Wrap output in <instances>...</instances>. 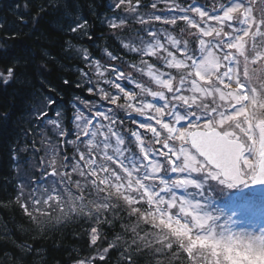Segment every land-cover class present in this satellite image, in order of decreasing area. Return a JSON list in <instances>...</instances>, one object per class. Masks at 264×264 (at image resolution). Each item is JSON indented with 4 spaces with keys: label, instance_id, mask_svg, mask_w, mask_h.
Returning a JSON list of instances; mask_svg holds the SVG:
<instances>
[{
    "label": "snow or ice",
    "instance_id": "snow-or-ice-1",
    "mask_svg": "<svg viewBox=\"0 0 264 264\" xmlns=\"http://www.w3.org/2000/svg\"><path fill=\"white\" fill-rule=\"evenodd\" d=\"M64 7L76 12L65 13L67 31L91 40L79 5ZM109 9L101 22L129 59L105 48L101 62L84 50L78 71L96 99L73 105L69 129L60 111L49 116L56 100L47 97L35 113L51 126L40 137L47 149L18 182L16 202L37 224L53 213L91 224L95 253L74 264H108L111 250L122 264H137V253L169 264H264V226L237 230L212 203L218 192L264 185V0H110ZM130 24L139 25L133 37H121ZM14 76L15 67L0 73L4 84ZM117 210L128 222L104 247L100 225L114 227Z\"/></svg>",
    "mask_w": 264,
    "mask_h": 264
},
{
    "label": "trees",
    "instance_id": "trees-1",
    "mask_svg": "<svg viewBox=\"0 0 264 264\" xmlns=\"http://www.w3.org/2000/svg\"><path fill=\"white\" fill-rule=\"evenodd\" d=\"M73 3L79 5V14L92 25L91 40L87 35L67 31L72 20L65 13L72 11L75 16L76 12L64 6ZM109 3L110 0H3L0 3V25H3L0 73L6 75L9 68L15 67L10 83L4 84L0 78V264H74L77 259L95 253L96 246H90L88 234L91 224L85 218L53 213L51 218L40 217L41 223L37 224L25 215L15 196L18 182L35 173L38 157L47 149L46 144H40V137L51 135V126L42 125L35 116L47 105V97L56 100L49 116L55 118V112L60 111L69 129L75 112L73 105L84 108L81 100L96 99L86 91L88 85L81 82L78 71L84 68V50L101 62L108 61L105 48L129 59L117 35L101 22L102 17L112 15ZM41 7L45 11H40ZM138 27L130 24L120 36L131 38ZM6 36L10 38L5 39ZM66 41L71 42V47ZM15 60L20 61L19 66L14 65ZM64 79L70 84L65 85ZM77 83L81 87H76ZM34 140L41 149L38 154L31 147ZM13 148L17 149L16 159ZM115 219L114 227L100 225L102 239L107 235L104 247L124 231L121 223L128 222L127 213L117 210ZM125 235L130 236V230ZM20 245H28L33 251L26 252ZM110 254L108 264H122L119 251L111 250ZM136 256L137 264H169L167 259L152 260L150 254Z\"/></svg>",
    "mask_w": 264,
    "mask_h": 264
},
{
    "label": "rangeland",
    "instance_id": "rangeland-1",
    "mask_svg": "<svg viewBox=\"0 0 264 264\" xmlns=\"http://www.w3.org/2000/svg\"><path fill=\"white\" fill-rule=\"evenodd\" d=\"M245 191H247V187L239 188L240 193L235 201L236 204L237 201L242 199L248 202L247 207H240L239 212L229 214L226 211L222 210L218 205H215L214 207H216L215 212L231 220L232 225L235 229L240 231H252L264 226V200L250 197L251 195H247ZM212 203L215 204L214 202ZM229 203L230 200L226 202V204Z\"/></svg>",
    "mask_w": 264,
    "mask_h": 264
},
{
    "label": "water",
    "instance_id": "water-1",
    "mask_svg": "<svg viewBox=\"0 0 264 264\" xmlns=\"http://www.w3.org/2000/svg\"><path fill=\"white\" fill-rule=\"evenodd\" d=\"M253 191L256 194H260V193L264 194V185H255V189Z\"/></svg>",
    "mask_w": 264,
    "mask_h": 264
},
{
    "label": "bare ground",
    "instance_id": "bare-ground-1",
    "mask_svg": "<svg viewBox=\"0 0 264 264\" xmlns=\"http://www.w3.org/2000/svg\"><path fill=\"white\" fill-rule=\"evenodd\" d=\"M3 0L0 1V3L2 2Z\"/></svg>",
    "mask_w": 264,
    "mask_h": 264
}]
</instances>
